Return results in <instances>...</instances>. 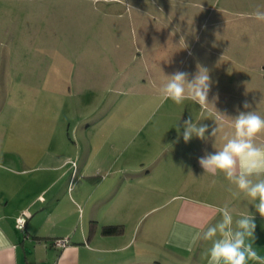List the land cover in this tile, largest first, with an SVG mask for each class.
<instances>
[{"label":"rangeland","instance_id":"1","mask_svg":"<svg viewBox=\"0 0 264 264\" xmlns=\"http://www.w3.org/2000/svg\"><path fill=\"white\" fill-rule=\"evenodd\" d=\"M258 6L264 0H0V131L8 124L20 135H53L69 165L84 164L86 174H98L92 169L111 155L97 135L128 142L126 157L137 141L159 135L166 150L133 156L150 162L159 154L148 164L156 165L153 179H171L173 161L181 179L194 166L207 188L220 189L198 163L231 131L225 121L211 137L216 110L264 116V23L248 16ZM197 64L209 70L215 108L162 102L153 83L176 71L191 79ZM190 116L208 125L207 139L173 141L178 121L182 135Z\"/></svg>","mask_w":264,"mask_h":264},{"label":"crops","instance_id":"2","mask_svg":"<svg viewBox=\"0 0 264 264\" xmlns=\"http://www.w3.org/2000/svg\"><path fill=\"white\" fill-rule=\"evenodd\" d=\"M7 125L0 131V235L7 241L0 246V264H208L211 243L192 237L218 221V208L225 205L234 219L242 213L256 217L255 246L264 255V218L253 202L234 194L223 175L215 179L214 188L220 189L207 188L194 166L181 179L172 161V178L157 181L156 165L148 164L161 161L159 154L150 162L133 157L143 148L164 151L167 144L159 135L137 141L127 157L128 142L97 135L102 144L110 142L111 155L106 165L92 169L98 174H86L84 164L69 165L63 141L9 132ZM202 188L206 196L196 193ZM22 212L28 217L20 230L15 224ZM104 225H119L121 232L104 235ZM55 238L69 243L56 248Z\"/></svg>","mask_w":264,"mask_h":264},{"label":"clouds","instance_id":"3","mask_svg":"<svg viewBox=\"0 0 264 264\" xmlns=\"http://www.w3.org/2000/svg\"><path fill=\"white\" fill-rule=\"evenodd\" d=\"M131 7V5H128ZM248 16L259 23H264V8L256 7ZM212 81L209 70L197 64V71L192 74L176 71L165 76L159 83H153L161 101L171 100L180 105L186 100L197 102L202 109L210 103L208 95ZM264 99V98H262ZM245 109L251 108L247 102ZM216 110V109H215ZM214 120L215 127L211 129V137L216 138L223 132L225 121L231 131L223 132V144L217 148L213 144L214 152H206L199 158L198 163L204 175L216 177L223 175L234 186V194H242L250 202L261 218H264V116L257 111H239L234 117L219 113ZM179 121L176 124L178 136ZM183 140L189 142L193 137L206 140L205 133L208 125L194 121L192 116L183 121ZM190 174L191 171L189 172ZM216 183L215 179L211 184ZM233 191V187H229ZM220 218L209 224L203 231H198L192 237V242H210L207 251L208 264H264V255L255 246L256 217L242 213L234 219L233 210L227 205L218 208ZM0 246H7V241L0 235Z\"/></svg>","mask_w":264,"mask_h":264},{"label":"built area","instance_id":"4","mask_svg":"<svg viewBox=\"0 0 264 264\" xmlns=\"http://www.w3.org/2000/svg\"><path fill=\"white\" fill-rule=\"evenodd\" d=\"M28 214L26 212H22L16 219V227L20 230H23L25 228L26 220H27ZM69 243V240L67 238H61L54 241V247L56 248H63Z\"/></svg>","mask_w":264,"mask_h":264},{"label":"trees","instance_id":"5","mask_svg":"<svg viewBox=\"0 0 264 264\" xmlns=\"http://www.w3.org/2000/svg\"><path fill=\"white\" fill-rule=\"evenodd\" d=\"M121 232L119 225H104L101 228V233L104 235L118 234Z\"/></svg>","mask_w":264,"mask_h":264}]
</instances>
